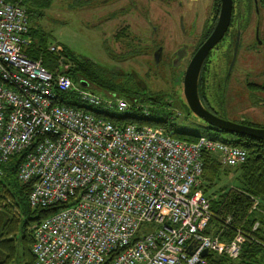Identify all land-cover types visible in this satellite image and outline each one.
<instances>
[{
  "label": "built area",
  "instance_id": "2783aa9c",
  "mask_svg": "<svg viewBox=\"0 0 264 264\" xmlns=\"http://www.w3.org/2000/svg\"><path fill=\"white\" fill-rule=\"evenodd\" d=\"M28 45L24 9L0 0V179L1 165L22 153L15 176L29 183L28 206L58 207L32 228V264H205L202 251L236 258L241 231L225 242L203 232L210 213L201 155L233 167L245 151L113 124L107 115L128 112L127 100L75 87L62 72L61 46L46 48L56 63L49 71L25 55ZM59 92L70 93L68 103L57 101Z\"/></svg>",
  "mask_w": 264,
  "mask_h": 264
},
{
  "label": "rangeland",
  "instance_id": "374dc122",
  "mask_svg": "<svg viewBox=\"0 0 264 264\" xmlns=\"http://www.w3.org/2000/svg\"><path fill=\"white\" fill-rule=\"evenodd\" d=\"M130 1L48 0L40 8L41 15L31 17L27 27L32 30L34 42L39 39L40 48L46 49L49 45L57 44L62 47V51L63 48L68 50L67 55L61 52L62 63L70 69L67 76L75 87L85 88L98 95L112 92L122 98L135 97L143 111L149 112L151 118L163 119L165 127L171 131L188 130L209 139L229 141L233 136L208 130L199 122L195 123V119L185 113L181 88L171 84L170 79L174 75L159 76L158 71H154L150 65L154 45L162 46L161 56L164 57L180 43L177 41L176 26L174 29L169 15L158 8H129ZM209 3L210 0L196 3L198 11H207ZM123 26H126L125 37L111 40L112 32ZM134 37L140 38L142 42ZM151 39L154 41L150 42ZM141 47L146 51L143 54L138 49ZM131 51L135 54H130ZM41 53L43 66L50 67L54 61L52 55L44 50ZM144 62L148 63L147 67ZM77 63L80 68L74 71V77L72 69ZM111 65L116 69L110 68ZM86 72L92 74L88 79L93 83L112 91L90 84L79 86L76 78H85ZM66 95L67 101L70 98L69 94ZM152 97L158 98L152 101ZM222 169L215 188L236 185V173L226 166H222ZM150 228L149 225H142L140 229Z\"/></svg>",
  "mask_w": 264,
  "mask_h": 264
},
{
  "label": "trees",
  "instance_id": "16d2710c",
  "mask_svg": "<svg viewBox=\"0 0 264 264\" xmlns=\"http://www.w3.org/2000/svg\"><path fill=\"white\" fill-rule=\"evenodd\" d=\"M6 1L21 5L26 14L27 22L31 17H39L41 6H45L48 2V0ZM122 30L124 28L120 29V31ZM32 35V30L27 27L29 45L24 49V53L29 58H39L43 66L41 52L43 50L48 52L45 48L39 47L38 38L34 42ZM62 52L63 55L69 53L66 48H63ZM48 54L52 55L51 53ZM52 60H54V55H52ZM79 65L77 63L73 67L72 73L80 68ZM55 68L56 63L54 61L50 67H46L49 71H53ZM62 72L67 74L70 69H64ZM85 75V78L77 76V83L81 80L84 85L90 84L96 88H101L88 79L90 75L92 76L90 72H86ZM66 94H69L70 98V93H57V101L68 103ZM157 98L152 97L150 99L154 101ZM124 99L131 104L129 111L119 116L108 114L107 117L113 124L135 123L160 127L173 138L184 142H193L198 136H201L188 130L171 131L165 127L163 119L151 118L149 112L144 115L141 112L140 102L135 97ZM71 104L78 106L77 103ZM136 104L139 105L137 108L134 107ZM231 136L233 137L229 141L221 142L242 148L245 151V160L242 163L233 167L226 166L236 173V185L215 188L221 171L224 170L222 166L225 165H221L209 153H202L201 155L202 170L199 189L207 201L210 213V218L203 232L207 235H215L224 242L232 237L235 230L241 231L247 238L241 245L236 258L228 259L222 255L209 253L204 255L205 264H264V140L240 135ZM21 156L22 153L14 154L1 165L3 174L0 179V264H32V257L29 252L32 228L58 208L57 206L35 208L28 206L29 183H21L15 176V168L21 160ZM253 203L255 205L252 208ZM253 224H256V227L251 230Z\"/></svg>",
  "mask_w": 264,
  "mask_h": 264
},
{
  "label": "flooded vegetation",
  "instance_id": "af4514ba",
  "mask_svg": "<svg viewBox=\"0 0 264 264\" xmlns=\"http://www.w3.org/2000/svg\"><path fill=\"white\" fill-rule=\"evenodd\" d=\"M199 1L132 0L129 4L132 9H161L173 21L179 45L164 57L161 56L162 46L154 45L150 65L154 71H158L159 76L174 75L170 79L171 84L180 88L186 63L211 33L218 17L220 0H210L204 13L197 9L196 3ZM122 28L124 30L120 31ZM125 29L126 26H123L112 32L111 40L124 38ZM136 40L142 42L140 38ZM138 49L140 54L146 52L143 47ZM129 53L135 54L133 51ZM233 53L232 65L227 70ZM144 65L147 67L148 63L144 62ZM110 68L114 67L111 65ZM196 93L202 107L214 117L264 129V0H231L228 23L201 63ZM185 113L206 129L222 132L207 126L186 106Z\"/></svg>",
  "mask_w": 264,
  "mask_h": 264
},
{
  "label": "water",
  "instance_id": "95a60500",
  "mask_svg": "<svg viewBox=\"0 0 264 264\" xmlns=\"http://www.w3.org/2000/svg\"><path fill=\"white\" fill-rule=\"evenodd\" d=\"M230 8L231 0H220L218 17L214 28L205 41L189 58L183 70L181 79V94L188 111L200 118L207 126L228 134L264 140V129L251 128L214 117L202 107L197 97L196 85L201 63L208 50L220 39L229 20ZM234 56L235 54L233 53L230 58L227 70H229L231 67ZM153 61H156L155 57H153ZM79 84H82V82L79 81ZM189 248L190 247H187L186 250L190 254ZM204 254L205 251H202L200 255L204 256Z\"/></svg>",
  "mask_w": 264,
  "mask_h": 264
},
{
  "label": "crops",
  "instance_id": "0c3cea01",
  "mask_svg": "<svg viewBox=\"0 0 264 264\" xmlns=\"http://www.w3.org/2000/svg\"><path fill=\"white\" fill-rule=\"evenodd\" d=\"M43 67H44V66H43ZM64 69H67L66 65H65V68H63V70H64ZM66 75H67V74H66ZM81 82H83V81H81ZM82 84H83V83H82ZM82 84H80V85H82Z\"/></svg>",
  "mask_w": 264,
  "mask_h": 264
}]
</instances>
